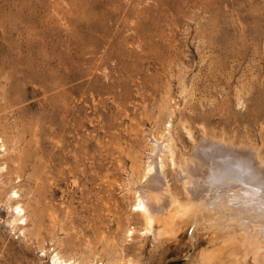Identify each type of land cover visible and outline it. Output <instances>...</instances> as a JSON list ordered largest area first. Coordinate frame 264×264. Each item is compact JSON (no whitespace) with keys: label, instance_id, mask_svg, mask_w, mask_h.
Segmentation results:
<instances>
[{"label":"rangeland","instance_id":"374dc122","mask_svg":"<svg viewBox=\"0 0 264 264\" xmlns=\"http://www.w3.org/2000/svg\"><path fill=\"white\" fill-rule=\"evenodd\" d=\"M6 4L0 264H52L57 250L94 264L118 255L138 264H262L241 261L243 251L230 258L231 241L206 222H183L173 237L159 234L158 222L143 234L133 191L154 137L176 162L205 133L256 144L264 162V0ZM3 19L0 10V34ZM158 156L184 203L169 152ZM13 188L26 237L11 226Z\"/></svg>","mask_w":264,"mask_h":264},{"label":"bare ground","instance_id":"6f19581e","mask_svg":"<svg viewBox=\"0 0 264 264\" xmlns=\"http://www.w3.org/2000/svg\"><path fill=\"white\" fill-rule=\"evenodd\" d=\"M6 9V0H3L0 6L4 16L0 34L3 39L8 37ZM187 133L191 137V131L188 130ZM205 135L197 143L194 141L192 151L188 153L190 158L180 162L175 161L170 147H160V139L154 137L157 150L155 146L151 148L142 171L144 181L133 191V210L143 218L142 233L151 232L159 222L162 226L159 234H172L173 237L178 234L183 222H191V225L206 222L207 227L218 230L217 238L220 242L231 241V246L226 245V253L230 258L241 260L237 255L243 251L241 261L251 256L255 263L264 264V162L259 156L262 153L258 154L260 151L252 148L256 144L249 147L235 141L239 142L236 145L231 139H222V136L217 139L216 135H213L215 138ZM170 139L162 141H167L168 144ZM250 144L252 143L248 145ZM0 149L6 152L4 143L0 144ZM158 151L169 152L170 162L176 167V178L181 181L185 199L187 198L184 203L172 193L165 179L164 162L158 156ZM4 168L0 166V170L3 171ZM18 197L14 188L7 195L12 211L11 226L26 237L23 225L27 216ZM125 231V236L133 233V229L127 228ZM50 260L52 264H94L93 260H86L84 257L75 259L58 250L51 253ZM208 263L216 264L212 258ZM101 264L138 263L123 260L118 255Z\"/></svg>","mask_w":264,"mask_h":264}]
</instances>
